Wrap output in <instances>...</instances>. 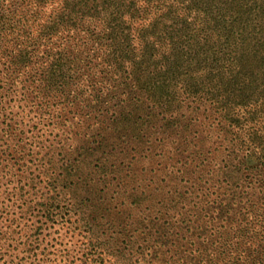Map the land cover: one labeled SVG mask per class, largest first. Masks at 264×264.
Segmentation results:
<instances>
[{
    "label": "trees",
    "instance_id": "1",
    "mask_svg": "<svg viewBox=\"0 0 264 264\" xmlns=\"http://www.w3.org/2000/svg\"><path fill=\"white\" fill-rule=\"evenodd\" d=\"M0 95L81 135L58 154L80 206L117 161H167L114 261L264 264V0H0Z\"/></svg>",
    "mask_w": 264,
    "mask_h": 264
},
{
    "label": "rangeland",
    "instance_id": "2",
    "mask_svg": "<svg viewBox=\"0 0 264 264\" xmlns=\"http://www.w3.org/2000/svg\"><path fill=\"white\" fill-rule=\"evenodd\" d=\"M56 122L28 107L19 95H0V264H119L111 259L113 247L104 244L126 223L121 225L120 219L127 217L130 223L137 217L139 211H132L135 216L131 213V218L127 211L139 197L133 194L135 188L139 193L148 190L147 179L151 172V176L155 174V161L162 164L161 172L154 176L159 182L166 174L163 165L167 161L161 155L137 162L130 157L124 163L117 161L116 174H110L107 186L98 187H103L105 200L80 206L79 200L88 193L65 188L58 154L75 148L81 135ZM5 149H15L22 156L18 164L8 161L6 165L2 160ZM47 153L55 158L54 168ZM143 205L145 215L147 204ZM106 221L111 223L105 225Z\"/></svg>",
    "mask_w": 264,
    "mask_h": 264
}]
</instances>
